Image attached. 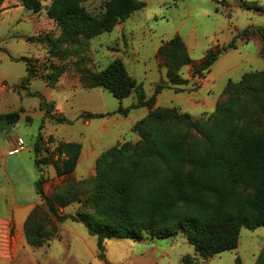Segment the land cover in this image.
I'll list each match as a JSON object with an SVG mask.
<instances>
[{
    "label": "rangeland",
    "instance_id": "rangeland-1",
    "mask_svg": "<svg viewBox=\"0 0 264 264\" xmlns=\"http://www.w3.org/2000/svg\"><path fill=\"white\" fill-rule=\"evenodd\" d=\"M40 1L42 9L32 12L19 0H6L0 13V114L16 111L21 117L16 125L0 128V141L18 146L20 139L18 148L24 147L18 159H9L7 175H0V219L5 222L0 226V264H185V256L191 257V264H264V226L255 230L243 228L236 250L208 259L197 254L182 234L169 239L147 235L140 240L111 238L103 244L106 256L103 261L98 258L97 238L89 234L83 223L56 222L39 199L35 183L40 174L34 154L39 135L44 136V155L47 148L54 150L58 142L81 144L78 165L70 175L58 177L53 166H43L44 191L60 213L92 212L86 202L94 194L97 160L118 144L139 141L133 127L149 110L131 109L128 116L120 115L117 113L120 107L126 109L136 103L135 95L118 100L102 88L90 89L89 76L121 59L150 100L156 87L168 82L158 51L176 36L183 39L192 63L179 72L183 84L170 85L157 94L153 108H176L194 120H207L202 127H182L189 133V147L205 148L206 130L215 122L218 106L232 104L226 93L228 82H238L246 73L264 71L262 41L257 33L249 41L239 39L238 48L220 56L203 79L193 77V68L208 53L227 46L244 29L251 27L255 31L264 27V0H140L144 3L142 9L111 32L89 40L81 55L65 59L53 57L47 44L36 42L39 37L57 39L61 33L47 14L53 0ZM106 1L90 0L85 8L93 15H101ZM252 2L263 10L244 7ZM21 58L30 59L37 69L38 79L31 82L29 91L53 103L55 112L69 122L47 118L40 109L42 99L19 89L27 74V64ZM57 67H63L65 72L51 85L47 76ZM89 113L104 116L88 119ZM39 201L32 208L25 207ZM36 207L40 222H48L60 235L41 247L28 243L24 229Z\"/></svg>",
    "mask_w": 264,
    "mask_h": 264
},
{
    "label": "trees",
    "instance_id": "trees-1",
    "mask_svg": "<svg viewBox=\"0 0 264 264\" xmlns=\"http://www.w3.org/2000/svg\"><path fill=\"white\" fill-rule=\"evenodd\" d=\"M5 1L0 0V13ZM19 1L29 11L42 9L40 0ZM88 1L53 0L47 14L60 27V36L39 37L36 42L47 44L53 57L78 56L86 51L89 40L111 32L144 7L140 0H107L101 15H93L85 8ZM244 7L263 10L256 2L245 3ZM255 33L262 41L264 55V27L255 31L249 27L227 46L208 53L193 68V77L203 79L220 56L238 48L239 39L249 41ZM28 41L34 42L32 38ZM63 44L68 47L62 49ZM158 57L163 60L168 82H161L150 100L121 59L89 76L90 89L102 88L118 100L135 95L136 103L126 109L120 107V115L128 116L131 109L149 110L133 127L139 141L118 144L97 160L94 194L86 202L92 212L60 213L44 191L43 166H53L58 177L70 175L78 165L82 145L58 142L54 150L47 148L44 155V136L39 135L34 144L35 165L40 172L36 193L56 222L71 220L86 226L89 234L97 238L98 258L103 261V244L111 238L140 240L147 235L169 239L182 234L197 254L208 259L236 250L243 228L255 230L264 226V71L246 73L238 82H228L226 93L232 104L218 106L216 120L206 130L207 146L192 148L188 144L189 133L182 127H202L207 120H194L176 108H153L157 94L170 85L183 84L179 72L192 59L179 36L164 43ZM20 60L26 62L27 74L19 89L42 99L40 109L47 118L69 122L55 112L53 103L29 91L31 82L38 79L37 69L30 59ZM64 72L63 67L55 68L47 76L48 82L56 84ZM103 116L86 115L88 119ZM20 118L16 111L0 114V128L16 125ZM50 142L55 144L53 137ZM38 213L39 208H34L24 226L26 239L34 247L60 238L57 229L40 222ZM183 262L191 264V257L185 256Z\"/></svg>",
    "mask_w": 264,
    "mask_h": 264
},
{
    "label": "crops",
    "instance_id": "crops-1",
    "mask_svg": "<svg viewBox=\"0 0 264 264\" xmlns=\"http://www.w3.org/2000/svg\"><path fill=\"white\" fill-rule=\"evenodd\" d=\"M1 87L3 89L5 88L4 85H2ZM20 143H21L20 139L18 140V143H17L18 146H12V144L7 142V141L5 143L0 141V175H2V176L7 175L6 174L7 173V164H8V161L10 158H13V159L19 158L17 156L19 155V153H21V151L24 150L23 149L24 147L22 149L18 148L21 145ZM36 169H37V167H36ZM37 171H38V169H37ZM38 173L40 174L39 171H38ZM1 190H3V188ZM39 203H40V201L39 202H31L30 204H28V206H25V207L32 208L34 205H38ZM1 225L4 226L5 222H3V220L0 219V226Z\"/></svg>",
    "mask_w": 264,
    "mask_h": 264
},
{
    "label": "built area",
    "instance_id": "built-area-1",
    "mask_svg": "<svg viewBox=\"0 0 264 264\" xmlns=\"http://www.w3.org/2000/svg\"><path fill=\"white\" fill-rule=\"evenodd\" d=\"M21 144V143H20ZM21 149H22V147H21Z\"/></svg>",
    "mask_w": 264,
    "mask_h": 264
}]
</instances>
